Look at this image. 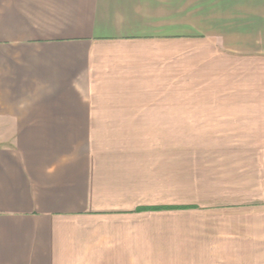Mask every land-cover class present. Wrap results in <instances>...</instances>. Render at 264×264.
<instances>
[{
	"label": "crops",
	"instance_id": "1",
	"mask_svg": "<svg viewBox=\"0 0 264 264\" xmlns=\"http://www.w3.org/2000/svg\"><path fill=\"white\" fill-rule=\"evenodd\" d=\"M201 1L0 0V264H264V0Z\"/></svg>",
	"mask_w": 264,
	"mask_h": 264
},
{
	"label": "rangeland",
	"instance_id": "2",
	"mask_svg": "<svg viewBox=\"0 0 264 264\" xmlns=\"http://www.w3.org/2000/svg\"><path fill=\"white\" fill-rule=\"evenodd\" d=\"M211 0H209L210 2ZM202 5L204 4L203 3V0L201 1ZM118 141H122L126 144H128V146H131V148H134V146H147L148 144H151L152 141L156 138H116ZM184 139L183 137H180V138H176V144H177V150H180L181 152H183V150H185L184 148ZM185 154V153H184ZM179 154L177 153V156ZM181 155H183L181 153ZM186 155V154H185ZM183 160V159H182ZM178 162L179 160L177 159V167H178ZM179 195V194H178Z\"/></svg>",
	"mask_w": 264,
	"mask_h": 264
},
{
	"label": "trees",
	"instance_id": "3",
	"mask_svg": "<svg viewBox=\"0 0 264 264\" xmlns=\"http://www.w3.org/2000/svg\"><path fill=\"white\" fill-rule=\"evenodd\" d=\"M156 209H158V208H156Z\"/></svg>",
	"mask_w": 264,
	"mask_h": 264
}]
</instances>
